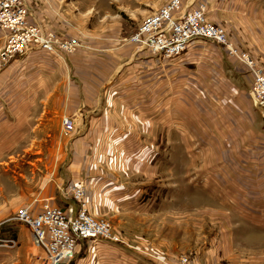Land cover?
I'll use <instances>...</instances> for the list:
<instances>
[{"label": "rangeland", "instance_id": "374dc122", "mask_svg": "<svg viewBox=\"0 0 264 264\" xmlns=\"http://www.w3.org/2000/svg\"><path fill=\"white\" fill-rule=\"evenodd\" d=\"M168 1L26 0L33 8L32 22L77 47L68 55L52 54L66 59L65 66H40L43 74L55 77L41 83L35 116L21 128L16 126V99L0 100L13 119L0 115V264H39L42 248L31 228L14 217L23 207L35 212L38 197L44 196L40 192H56L59 184L77 208H64L58 194L57 203L44 202L65 210L84 205L94 217L111 223L127 250L157 264L183 257L190 264H264V105L252 93L253 74L226 46L210 39L198 38L181 55L160 59L134 45L132 36L142 21ZM208 1L201 2L207 5L208 19L226 29L240 55L248 54L264 69V0ZM136 47L146 53H134ZM83 53H96L102 60L109 53L113 65L129 62L122 76L134 75L136 89L141 86L138 75L150 73L151 90H158V71L165 65L160 85L166 92V128L140 135L132 130L129 137H136L126 145L114 139L118 134L104 132L99 157L105 168L110 166L114 183L104 188L113 201L102 204L100 214L90 211L100 203L90 202L88 180L74 182L67 170L72 143L85 132L82 119L58 114L63 95L59 83L67 75L73 79L82 74L72 58L79 60ZM29 54L3 59L0 53V69ZM243 75L252 76L250 87ZM64 117L75 120L69 135ZM125 152L126 160L119 161L116 153ZM78 186L84 190L81 199L74 195ZM93 243L98 241H82L71 264L94 250Z\"/></svg>", "mask_w": 264, "mask_h": 264}, {"label": "crops", "instance_id": "0c3cea01", "mask_svg": "<svg viewBox=\"0 0 264 264\" xmlns=\"http://www.w3.org/2000/svg\"><path fill=\"white\" fill-rule=\"evenodd\" d=\"M204 1L207 2L208 0H189V3L193 7ZM29 7L31 10L33 9L30 5ZM1 34L0 32V38H2ZM133 44L136 45L135 43ZM135 52H140L137 47L135 48ZM145 53L142 51V56ZM82 56L83 58L81 59L78 56L79 60L74 57L72 58L73 65L82 74L76 75L73 79L63 74V77H66L59 83L63 88V95L60 97L61 108L58 114H76L82 119L81 126H83L82 129L85 132L72 143L74 151L72 157L70 156L69 158L67 170L70 174L72 172L74 182H78L80 179L88 180L87 189L90 202L92 204L95 201L98 204L100 203L98 209H95L91 205L90 211L100 214L102 204L104 205L112 200L106 197L108 193L104 188L108 185L107 183H114V180H110L114 176L112 171H107L110 166L108 165V168H105L102 157H99L102 155L101 147L107 139L104 132L111 131L114 132V135L118 134L119 136L114 139L119 141V143L121 142L122 145H126L136 137H129L132 130L138 131L140 135L144 134V131L149 133L152 129L160 130L166 128L164 114L166 112V92L163 86L160 85L161 78L166 79L165 65L162 62L164 70L162 69L161 72L160 68L158 71L159 89L152 91L150 73L138 75L137 82L141 83V86L139 85L140 87L137 89L135 88L134 75L129 77L122 76V70L129 62L122 63L121 65L116 62L113 65L109 53L106 54L105 60H102L100 57L97 59L96 53L95 55L83 53ZM89 56L91 57L89 58ZM19 58L9 61L10 63L5 66V69H0V100L2 97L3 99L7 97H14L16 99L15 119L20 124L16 126L18 128L20 126L21 128L24 122L28 121V119H33L35 116L33 106L39 97L41 83L47 82L48 84L55 77L50 74H43L40 66H45L46 68H51V66L57 64L65 66L64 62H66V59L53 57L52 54L46 53L43 50L31 52L25 58V62L20 61ZM160 58L161 56H159ZM75 61L77 65L74 63ZM149 62L150 60L146 63L149 64ZM241 78H243V82H246V86L250 87L252 76L243 75ZM13 83L14 85H12ZM161 87L163 88L162 91ZM27 98H30V102ZM28 107L30 108L28 109ZM5 108L7 107L4 104L1 105L0 102L1 117H4L8 121L13 120L9 119ZM139 138L145 137L143 135ZM139 138L137 137L136 139ZM139 142V144H143V139H139ZM85 151H87V154H85ZM116 155L119 161L122 158V160H126L128 156L126 152L116 153ZM113 159L115 158L113 157ZM115 166L113 164L112 168H115ZM115 186L116 184H113L114 188ZM63 187L64 184H59L56 192L52 191V188L46 189L45 192H40V195L43 194L44 196L38 197V202L34 206L35 211H38L41 203L47 199L52 203H57L55 200L56 194L60 195L61 199L65 201L64 208H77L74 202L71 203L69 195L66 194ZM96 241L98 243H93L95 244V249L79 258L77 264H157L156 261H150L144 254L138 253V251L127 250L123 244L104 239ZM103 241L110 242L113 246L105 245ZM81 242L78 245L79 247L77 246V252L82 246Z\"/></svg>", "mask_w": 264, "mask_h": 264}, {"label": "built area", "instance_id": "2783aa9c", "mask_svg": "<svg viewBox=\"0 0 264 264\" xmlns=\"http://www.w3.org/2000/svg\"><path fill=\"white\" fill-rule=\"evenodd\" d=\"M206 11L205 3L192 7L189 0H169L142 21L132 41L141 49L165 58L181 55L198 38L226 46L231 55L245 62L251 70L254 77L252 93L264 105V69L248 54L240 55L226 29L211 22ZM0 31L4 39L0 47L3 59L26 55L34 50L68 55L77 47V43L63 41L54 32L32 22L26 0H0ZM63 128L66 135L71 134L75 130V120L64 117ZM74 195L76 199L84 196L81 186L74 188ZM14 219L31 228L35 242L44 252L39 264H71L77 246L83 240L104 239L124 243L121 236L113 233L108 220L94 217L84 205L77 210H65L44 202L37 212L31 207L20 208ZM166 264L190 263L183 257L178 262Z\"/></svg>", "mask_w": 264, "mask_h": 264}]
</instances>
